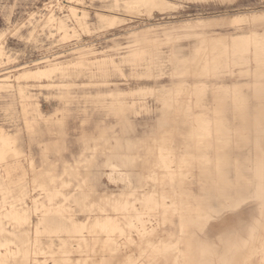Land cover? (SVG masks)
Masks as SVG:
<instances>
[{
  "label": "rangeland",
  "instance_id": "obj_1",
  "mask_svg": "<svg viewBox=\"0 0 264 264\" xmlns=\"http://www.w3.org/2000/svg\"><path fill=\"white\" fill-rule=\"evenodd\" d=\"M155 1L0 0V264H264V0Z\"/></svg>",
  "mask_w": 264,
  "mask_h": 264
},
{
  "label": "bare ground",
  "instance_id": "obj_2",
  "mask_svg": "<svg viewBox=\"0 0 264 264\" xmlns=\"http://www.w3.org/2000/svg\"><path fill=\"white\" fill-rule=\"evenodd\" d=\"M126 5H133V4H149V5H155L156 4V1L155 0H125V3ZM257 18L252 20L254 22V24L256 26H263L264 25V14H260L258 16H256ZM238 20V19H236ZM236 20H234L233 22H236ZM110 24L113 23L115 20L114 19H110ZM220 21V20H219ZM190 21H188L189 23ZM190 25H185V26H182L183 28H191V27H188ZM262 37V36H261ZM237 44H240L242 41H244L245 39H241L243 38L241 35H238L237 36ZM38 71V70H37ZM33 72L31 71H28V72H25L23 74H31ZM258 99V98H257ZM255 155L256 157H259V153L258 151L255 150ZM246 163V162H245ZM258 166V165H257ZM255 167V166H253ZM112 168H117L116 166H112ZM250 168V167H249ZM251 171V170H250ZM259 173V171H258ZM256 174V173H255ZM262 174V172H261ZM257 175V174H256ZM260 176V174H259ZM257 177V176H256ZM255 177V178H256ZM261 178V177H260ZM263 181V180H262ZM262 192V191H261ZM208 196V195H207ZM252 199V198H251ZM263 199V198H262ZM260 199L259 201V204L262 205L264 204V200ZM257 203V202H256ZM215 206V205H214ZM259 207V206H258ZM241 213V212H240ZM225 215V214H224ZM192 217V216H191ZM223 217V216H221ZM220 218V217H219ZM221 221V219H220ZM224 220H222L223 222ZM115 222L116 221H113L112 219H104V223L109 225L110 227H113L115 226ZM215 222V221H214ZM252 223V222H251ZM220 224V223H219ZM210 225V224H209ZM213 225V224H212ZM81 225H77V224H72V227L74 229L75 232H80V229H83V227H80ZM220 226V225H219ZM215 227V226H213ZM249 227V226H248ZM210 228V227H209ZM217 228V227H216ZM215 229V228H214ZM218 229V228H217ZM243 231V230H242ZM249 231V229H248ZM182 234V233H181ZM204 234V233H202ZM248 234V233H246ZM192 235V234H191ZM205 235V234H204ZM235 235V234H234ZM238 236V235H237ZM259 239V238H258ZM242 240H234V238H232V236H227L225 239H222V240H219L217 243L215 241H211L207 238H201L199 237L197 239V243H198V248L197 250L194 252V249L192 247V245L189 244L188 246V252L190 253H196V259L200 262H205L206 264H223L222 260H226L225 258L227 257L230 249L232 248L233 244H237V245H240L242 244ZM216 244H219L221 245L222 244V247L219 248ZM243 258V257H242Z\"/></svg>",
  "mask_w": 264,
  "mask_h": 264
},
{
  "label": "crops",
  "instance_id": "obj_3",
  "mask_svg": "<svg viewBox=\"0 0 264 264\" xmlns=\"http://www.w3.org/2000/svg\"><path fill=\"white\" fill-rule=\"evenodd\" d=\"M237 217H239V215H238ZM236 219H237V218H236ZM236 219H234L235 223H236V222H239V218L237 219V221H236Z\"/></svg>",
  "mask_w": 264,
  "mask_h": 264
}]
</instances>
